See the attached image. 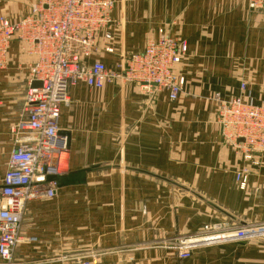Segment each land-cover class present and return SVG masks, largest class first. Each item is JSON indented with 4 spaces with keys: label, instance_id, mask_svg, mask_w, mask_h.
<instances>
[{
    "label": "crops",
    "instance_id": "crops-1",
    "mask_svg": "<svg viewBox=\"0 0 264 264\" xmlns=\"http://www.w3.org/2000/svg\"><path fill=\"white\" fill-rule=\"evenodd\" d=\"M35 2L0 0V16L17 21ZM111 18L115 52L101 51L99 37L86 64L97 59L113 69L163 27L187 43L178 67L183 93L173 102L136 83L70 87L58 119L66 174L89 172L81 183L56 187L54 197L26 204L15 260L264 264V240L203 246L186 259L169 247L206 225L264 223V159H243L223 141L211 100L218 94L264 103V11H249L244 0H115ZM25 61L30 59L13 41L0 68V187L14 148L10 128L24 118ZM243 170L240 189L235 175Z\"/></svg>",
    "mask_w": 264,
    "mask_h": 264
},
{
    "label": "built area",
    "instance_id": "built-area-1",
    "mask_svg": "<svg viewBox=\"0 0 264 264\" xmlns=\"http://www.w3.org/2000/svg\"><path fill=\"white\" fill-rule=\"evenodd\" d=\"M244 2L249 11H264V0ZM113 4V0H36L17 21L0 17V68L13 41L30 59L24 118L10 128L14 148L0 187V264H20L14 254L22 243L20 225L26 204L54 197L56 184L48 178L66 174L67 149L58 135V119L69 103L70 87L83 83L98 90L106 83H136L142 91L165 92L173 102L183 93L185 78L178 67L187 56V43L163 27L147 38L140 53L121 57L113 69L97 59L86 64L97 52L99 37L101 51L115 52ZM34 82L40 85L34 87ZM211 100L223 141L243 159H264V103L256 106L240 96L223 100L218 94ZM246 176L245 170L235 175L240 189L245 188ZM251 240H264V223L206 225L196 234L174 239L169 247L186 259L199 247ZM79 259L69 256L60 264Z\"/></svg>",
    "mask_w": 264,
    "mask_h": 264
},
{
    "label": "water",
    "instance_id": "water-1",
    "mask_svg": "<svg viewBox=\"0 0 264 264\" xmlns=\"http://www.w3.org/2000/svg\"><path fill=\"white\" fill-rule=\"evenodd\" d=\"M40 84L34 82L32 86L37 87ZM89 172V170H82L77 172H71L66 175L58 176V177H49V181H54L57 188L65 187L67 185H73L75 183H81L85 179V174Z\"/></svg>",
    "mask_w": 264,
    "mask_h": 264
},
{
    "label": "rangeland",
    "instance_id": "rangeland-1",
    "mask_svg": "<svg viewBox=\"0 0 264 264\" xmlns=\"http://www.w3.org/2000/svg\"><path fill=\"white\" fill-rule=\"evenodd\" d=\"M35 1H36V0H35ZM113 1H114L113 8H114L115 0H113ZM113 8H112V10H113ZM30 10H31V7H30V9H29V12H30ZM29 12H28V13H29ZM28 13H27V14H28ZM1 16L7 18V16H4V15H1ZM1 16H0V17H1ZM23 17H24V16H23ZM21 18H22V17H21ZM7 19H8V18H7ZM10 21H11V20H10ZM11 22H14V21H11ZM24 63H25V65L27 66V63H28V62L25 61ZM251 241H252V240H251ZM199 248H200V247H199ZM193 251H194V250H193Z\"/></svg>",
    "mask_w": 264,
    "mask_h": 264
}]
</instances>
